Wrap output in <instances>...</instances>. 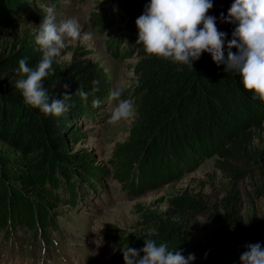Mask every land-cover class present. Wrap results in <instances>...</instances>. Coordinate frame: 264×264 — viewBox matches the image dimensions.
Returning <instances> with one entry per match:
<instances>
[{"label":"trees","instance_id":"trees-1","mask_svg":"<svg viewBox=\"0 0 264 264\" xmlns=\"http://www.w3.org/2000/svg\"><path fill=\"white\" fill-rule=\"evenodd\" d=\"M113 1L144 48L132 153L181 161L213 148L223 159L218 167L234 178L236 164L264 158V150L253 152L264 132V0ZM14 19L0 11V33L17 30ZM179 39L185 46L174 44ZM109 93L97 62L74 58L61 65L32 32L0 55V137L41 158L23 173L24 184L41 188L55 174L70 179L67 165L88 161L84 150L69 154L78 134L73 125ZM14 192L1 202L8 194L14 199ZM171 205L169 218L145 214L156 232L154 249L168 264H222L228 258L230 264H264V223L235 246L201 245L188 239L186 228L187 210L196 211L198 202L185 194Z\"/></svg>","mask_w":264,"mask_h":264},{"label":"rangeland","instance_id":"rangeland-1","mask_svg":"<svg viewBox=\"0 0 264 264\" xmlns=\"http://www.w3.org/2000/svg\"><path fill=\"white\" fill-rule=\"evenodd\" d=\"M0 11L17 26L0 33V55L32 32L61 65L74 58L97 62L111 85V93L73 125L78 134L69 154L84 150L89 158L67 165L70 179L55 174L41 188L24 184L23 173L39 154L0 137V264H168L154 249L156 232L145 214L169 218L171 200L185 194L198 202L186 216L187 237L198 244L235 246L264 223V158L236 164L234 178L218 167L223 159L213 148L163 162L130 150L144 48L131 37L116 1L0 0ZM174 44L185 46L181 39ZM259 150L264 132L253 152ZM10 190L17 196L8 194L3 204Z\"/></svg>","mask_w":264,"mask_h":264}]
</instances>
